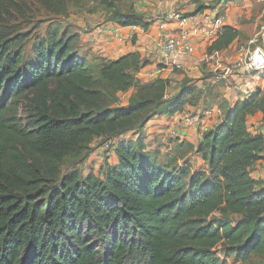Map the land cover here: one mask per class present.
I'll use <instances>...</instances> for the list:
<instances>
[{
	"label": "trees",
	"instance_id": "obj_1",
	"mask_svg": "<svg viewBox=\"0 0 264 264\" xmlns=\"http://www.w3.org/2000/svg\"><path fill=\"white\" fill-rule=\"evenodd\" d=\"M32 1L57 18L68 12L66 0ZM22 5L0 0V19L25 16ZM116 14L122 27L149 28L140 15ZM239 37L224 26L207 52ZM30 40L0 31V264H224L222 252L264 262V190L251 176L264 138L247 125L264 114L261 92L222 102L221 122L197 146L176 140L166 152L149 150V122L198 104L191 80L170 98L168 79H139L149 62L138 53L82 54L80 36L56 20L26 58ZM131 133L137 138L115 146L117 165L63 175L65 160L96 139ZM195 154L206 167L194 168Z\"/></svg>",
	"mask_w": 264,
	"mask_h": 264
},
{
	"label": "crops",
	"instance_id": "obj_2",
	"mask_svg": "<svg viewBox=\"0 0 264 264\" xmlns=\"http://www.w3.org/2000/svg\"><path fill=\"white\" fill-rule=\"evenodd\" d=\"M126 10L127 12L122 11V13L142 16L144 22L149 25L148 30L140 26L122 27L110 18L103 25L92 26L91 32L80 35L81 45L88 42L89 52L107 61H115L126 55L138 53L144 62H149L141 70L139 79L143 83L152 82L157 78L168 79L172 86L170 98L175 96L179 85L184 80H191L199 92L196 106L187 105L182 113L172 117L159 116L149 122L146 127L155 125L152 129L156 133L154 135L159 136L168 131L176 140L188 141L197 146L203 133L221 122L223 113L220 104L222 102L234 106L237 101L245 100L254 93L261 92L264 96V70L235 76L230 84L220 86L211 84V74L220 68L232 65L241 56L240 43L243 39L241 17H233L234 8L230 0H139L133 7L128 6ZM174 10L187 16L198 15L195 18L196 21L192 22L187 30L191 32L193 28L199 27L198 22L201 21V32L193 35L190 40L193 47L191 54H176L165 59L162 55L161 40L177 36L180 28L176 23L157 20L154 14L157 11ZM218 17H225L224 26L237 29L240 37L228 49L209 54L208 47L216 38L210 39L207 31ZM101 28L104 31L100 32ZM251 40L245 41V44H249ZM235 85L241 87L237 88ZM128 99L129 97L123 101L121 97V106H126ZM186 115L198 117L199 125H190L182 121ZM247 125L253 134L264 131V114L257 112L249 116ZM146 127L144 130L147 129ZM130 137L136 139L137 135L131 133L122 137V140H130ZM111 151L116 157L114 150ZM190 161L193 165L197 163L198 170L207 166L197 154L191 156ZM117 164L118 159L114 165ZM251 176L260 183V189L264 190V160H260L251 168Z\"/></svg>",
	"mask_w": 264,
	"mask_h": 264
},
{
	"label": "rangeland",
	"instance_id": "obj_3",
	"mask_svg": "<svg viewBox=\"0 0 264 264\" xmlns=\"http://www.w3.org/2000/svg\"><path fill=\"white\" fill-rule=\"evenodd\" d=\"M66 1L68 5L66 16L57 18L46 13L42 8L34 4L32 0H6L11 9L16 3L23 4L22 7L27 10V14L25 16L19 14L11 15V20L3 22V20L10 18L8 15H5L6 17L0 19V31H8L13 34L18 32H29L31 40L28 42L25 53L26 58L29 56L32 58L31 46L33 39L38 35L44 36L45 30L51 21L56 20L62 23L64 27L69 26L74 33L80 36L91 32L93 30L92 26L103 25L109 21L110 18L116 15L118 17V14H116L117 11L127 12L126 9L128 6L133 7V5L139 2V0ZM230 2L234 8L233 17H241L243 39L240 46L247 50L248 44H245V41L251 40L258 34L261 27H264V0H230ZM114 8L116 11H113ZM112 12L114 15L111 17ZM238 21L240 22V19H238ZM88 44V42L82 43V54L85 51H89ZM133 92L134 91H130L127 94L121 95L122 100L126 101V98H130ZM154 126L155 125H151L144 130L146 146L149 150L159 149L162 152H166V148L174 144L176 138L172 137L168 131L159 134V136L154 135L156 134L154 130H152ZM131 138L133 139L134 137H130L129 139L131 140ZM106 142L107 140L105 139H96L92 144L82 148L74 156L66 159L61 167L63 175L76 170L81 171L84 175H87L90 171L98 174L100 168L104 167L105 164L114 165L117 158L111 150H115V147L112 148V146H114L112 143L106 145ZM194 168L198 170L197 163H195ZM202 168L204 167H201V169ZM221 256L224 260V264H264L263 260L258 257L253 258L249 262H244L242 259H237L235 253L226 256L225 252H222Z\"/></svg>",
	"mask_w": 264,
	"mask_h": 264
},
{
	"label": "built area",
	"instance_id": "obj_4",
	"mask_svg": "<svg viewBox=\"0 0 264 264\" xmlns=\"http://www.w3.org/2000/svg\"><path fill=\"white\" fill-rule=\"evenodd\" d=\"M157 20L164 22H171L178 24L180 30L177 36L166 37L161 40L162 55L165 59H168L176 54L189 55L193 52L191 45V38L193 35H197L201 32V21L198 22L199 27L193 28L190 32L187 27L196 21L195 17L187 16L180 11H157L154 14ZM225 17H218L214 20L212 27L207 31V36L210 39L216 38L220 30L225 25ZM104 31L101 28L100 32ZM264 70V27H261L258 34H256L250 43L247 50L242 48L241 56L230 66L220 68L215 71L211 76V84L214 86H220L230 84L235 76L242 74H253ZM235 87H241L235 85ZM190 125H199V118L196 116L186 115L183 120ZM258 135H262L264 138V131L258 132ZM119 139L108 140L105 144L112 143L115 147ZM115 142V143H114ZM116 144V145H115ZM115 149V148H114Z\"/></svg>",
	"mask_w": 264,
	"mask_h": 264
}]
</instances>
